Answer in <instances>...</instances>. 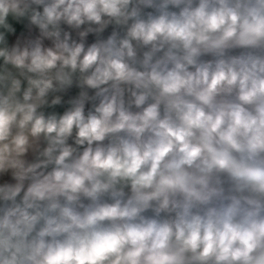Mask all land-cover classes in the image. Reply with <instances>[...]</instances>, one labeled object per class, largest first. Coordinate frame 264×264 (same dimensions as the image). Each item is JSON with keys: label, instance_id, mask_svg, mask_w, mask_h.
<instances>
[{"label": "clouds", "instance_id": "1", "mask_svg": "<svg viewBox=\"0 0 264 264\" xmlns=\"http://www.w3.org/2000/svg\"><path fill=\"white\" fill-rule=\"evenodd\" d=\"M0 264H264V0H0Z\"/></svg>", "mask_w": 264, "mask_h": 264}]
</instances>
